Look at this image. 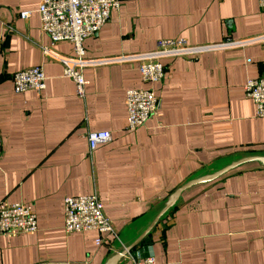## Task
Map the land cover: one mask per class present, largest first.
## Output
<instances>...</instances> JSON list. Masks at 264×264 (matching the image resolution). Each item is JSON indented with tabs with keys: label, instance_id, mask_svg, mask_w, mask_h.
<instances>
[{
	"label": "crops",
	"instance_id": "obj_1",
	"mask_svg": "<svg viewBox=\"0 0 264 264\" xmlns=\"http://www.w3.org/2000/svg\"><path fill=\"white\" fill-rule=\"evenodd\" d=\"M83 40L84 57L148 52L160 39L218 44L264 34L257 0H119ZM37 0H0V203L22 204L34 233L0 235V264H104L130 245L188 180L248 156H264V117L243 85L264 72V42L162 61L164 78L145 83L139 63L82 69L83 97L63 63L73 55L42 32ZM30 10L25 19L20 12ZM40 66L43 91L16 94L12 76ZM151 89L157 114L126 129L125 92ZM109 142L90 151L89 131ZM95 194L118 238L64 232L65 196ZM102 238L100 245L97 238ZM154 256L161 264H264V164L246 161L184 190L117 264Z\"/></svg>",
	"mask_w": 264,
	"mask_h": 264
},
{
	"label": "built area",
	"instance_id": "obj_2",
	"mask_svg": "<svg viewBox=\"0 0 264 264\" xmlns=\"http://www.w3.org/2000/svg\"><path fill=\"white\" fill-rule=\"evenodd\" d=\"M36 11L39 15L40 27L50 39L51 44L65 41L72 45L73 55L54 53L44 46L43 52L63 63V74L73 79L77 96L83 97L86 80L82 69L96 64H114L137 62L142 81L145 83L159 82L164 76L162 61L173 57H195L202 52L218 49L236 48L251 45L253 42H264V34L239 40H229L218 44L191 45L182 39H160L148 52L113 55L96 59L84 57L83 40L97 33L111 16L113 10H118L119 0H37ZM264 9V0H257ZM31 14L30 10L20 12L19 17L25 19ZM2 42L0 40V50ZM13 90L21 94L27 89L37 94L44 90L46 79L40 66L27 67L12 76ZM243 90L256 109V116L264 117V72L247 80ZM125 106L127 112L126 129L133 132L143 125L152 115L157 114L159 100L151 89L132 88L125 92ZM111 132L108 130L89 131L87 144L90 151L98 144L109 142ZM64 232H83L94 230L117 237L109 218L103 212V203L95 194L81 196H65L63 199ZM37 229V220L31 209L22 204L0 203V235L31 234ZM102 238H97L100 245ZM131 264H161L154 256H146L131 260Z\"/></svg>",
	"mask_w": 264,
	"mask_h": 264
},
{
	"label": "water",
	"instance_id": "obj_3",
	"mask_svg": "<svg viewBox=\"0 0 264 264\" xmlns=\"http://www.w3.org/2000/svg\"><path fill=\"white\" fill-rule=\"evenodd\" d=\"M256 160L258 162H261L262 164H264V156H257L256 155V156L243 157V158L238 159L237 161H234V162L222 167L218 171H215L213 173L205 174L204 176H200V177L188 180L185 184L178 187L172 193L169 194V196L167 197V201L165 202L163 208L154 216L155 218L152 220L150 225L142 233L139 234V236L135 239V241L132 242L130 245L126 246L125 248H122L118 252H115V254H113L111 257H109L104 264H117L118 261L124 255H126L128 253V251L132 250L135 247V245H137L147 235V233H149L152 230V227L158 222V220L160 219V216L163 215L168 209H170V207H172L176 203L180 194L184 190H186L188 187L195 185V184H198V183H203L204 181L214 179V178L220 176L222 173L239 166V164H241L243 162L256 161Z\"/></svg>",
	"mask_w": 264,
	"mask_h": 264
}]
</instances>
